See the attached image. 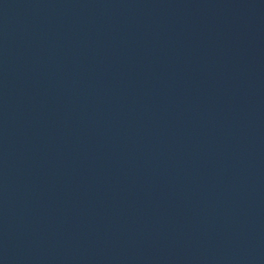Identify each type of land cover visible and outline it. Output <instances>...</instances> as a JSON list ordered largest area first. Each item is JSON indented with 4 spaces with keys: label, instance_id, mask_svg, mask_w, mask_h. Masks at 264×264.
Segmentation results:
<instances>
[{
    "label": "water",
    "instance_id": "1",
    "mask_svg": "<svg viewBox=\"0 0 264 264\" xmlns=\"http://www.w3.org/2000/svg\"><path fill=\"white\" fill-rule=\"evenodd\" d=\"M0 264H71L53 102L31 0H0Z\"/></svg>",
    "mask_w": 264,
    "mask_h": 264
}]
</instances>
